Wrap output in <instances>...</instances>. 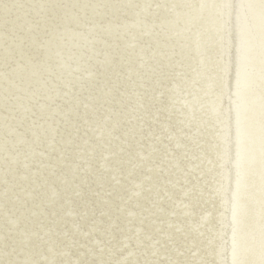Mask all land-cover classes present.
Segmentation results:
<instances>
[{"label":"rangeland","instance_id":"obj_1","mask_svg":"<svg viewBox=\"0 0 264 264\" xmlns=\"http://www.w3.org/2000/svg\"><path fill=\"white\" fill-rule=\"evenodd\" d=\"M263 85L264 0H0V264H264Z\"/></svg>","mask_w":264,"mask_h":264},{"label":"bare ground","instance_id":"obj_2","mask_svg":"<svg viewBox=\"0 0 264 264\" xmlns=\"http://www.w3.org/2000/svg\"><path fill=\"white\" fill-rule=\"evenodd\" d=\"M182 1V0H181ZM21 3V2H20ZM25 4V3H24ZM29 4H30V1H29ZM22 5V4H21ZM9 10V9H8ZM145 13H144V15H149V12L148 11H144ZM191 12V15H193L194 16V14H193V12H192V9L190 10H187V13H184L182 16H184V15H190L189 13ZM9 13V12H8ZM10 14V13H9ZM15 14V13H14ZM14 14H12V15H14ZM120 14H121V11L120 12H117L115 15H116V18L118 17V16H120ZM143 14V13H142ZM11 15V16H12ZM10 16V17H11ZM163 16H164V12L162 11L161 13H160V17H161V19L163 18ZM15 16H13V17H11V18H14ZM220 17V16H219ZM53 18V19H52ZM50 19H52V21H50ZM50 19L48 20V21H50V22H45V24H47V26H45L42 30L45 32V33H47V34H49V35H53V34H56V33H58V32H60V31H62L63 30V26H64V13H60V14H58V16H53V17H50ZM197 19V18H196ZM220 20H221V17L219 18ZM44 24V23H43ZM213 25H211V27H212ZM59 27V28H58ZM214 27V26H213ZM208 28V27H207ZM210 28V27H209ZM204 30H205V28H204ZM203 30V31H204ZM206 31V30H205ZM204 31V32H205ZM216 31V30H215ZM217 31H218V29H217ZM216 31V33H219V32H217ZM207 32V31H206ZM209 32V31H208ZM207 32V33H208ZM159 36H160V34H157V37L159 38ZM234 37V36H233ZM157 38V39H158ZM156 39V40H157ZM233 40V39H232ZM23 39L22 40H20V44L22 45V43H23ZM250 42V41H249ZM248 42V43H249ZM213 43H215V41H213ZM211 45H213L212 43H211ZM256 46H257V43L253 40V41H251L250 42V45H246V48H245V50H246V55H247V58H250L251 56H253L254 57V50L256 49ZM37 48H38V46H35V47H33L32 48V52L34 53L36 50H37ZM235 52V51H234ZM50 53H52V52H50ZM190 52L188 51V49H185L184 51H183V54H182V56L180 57L181 59H183V62H185V61H187V59H186V57L188 56V54H189ZM237 53V52H236ZM244 53H245V51H244ZM190 55V54H189ZM245 55V56H246ZM246 58V59H247ZM44 61L45 60H48V58H42ZM184 59H186V60H184ZM245 59V60H246ZM250 59H252V58H250ZM249 59V60H250ZM32 60L33 61H36V62H39V61H43V60H38L37 58H32ZM235 62V61H234ZM120 62H116V64H114V65H111V66H106V65H104L103 63H99V64H97V65H95V73L96 74H98L99 75V77H101V78H104V77H106V76H108V75H113L117 70H118V68L120 67L119 64ZM242 63V62H241ZM251 63V61H248V60H246L245 61V64H244V70H243V72L244 71H246V68L247 69H249V64ZM186 64V63H185ZM187 65V64H186ZM241 66V65H240ZM75 67V68H74ZM78 66L77 65H75V64H73L70 68H69V70H72L73 68L74 69H76ZM72 70V73H74V75L77 73V72H75V70ZM258 69H260L259 67H258ZM258 69H256L257 71H255L257 74H261L262 73V71L261 70H258ZM234 72V71H233ZM248 72V71H247ZM247 72H244L245 74L247 73ZM102 73H103V75H104V77H102L101 75H102ZM248 74V73H247ZM81 75L82 76H85L86 77V73H81ZM252 75H254V74H252ZM258 75V76H259ZM255 76V75H254ZM257 76V75H256ZM256 82H258V81H256ZM262 87H264V85L262 86ZM204 89V88H203ZM263 91V90H262ZM85 92H86V94H88L89 93V90L88 89H86L85 90ZM261 92V91H260ZM203 94H204V92H202ZM262 104V102L260 103L259 102V105H261ZM263 105H264V102H263ZM259 107V106H258ZM263 107V106H262ZM190 108V107H189ZM254 108V107H253ZM260 108H261V106H260ZM259 108V109H260ZM264 109V108H263ZM262 110V109H261ZM260 110V111H261ZM248 112V110H246V112H245V114ZM191 113V112H190ZM233 117V116H232ZM231 118V117H230ZM230 118H229V121H230ZM234 118L236 119V115L234 116ZM224 120V119H223ZM229 121H228V123H229ZM234 121H236V120H233V123H234ZM230 123H231V121H230ZM239 123V122H238ZM231 125V124H230ZM262 126H263V123H262ZM231 127V126H230ZM240 128V127H239ZM257 129H260V126L259 127H257ZM262 129V128H261ZM257 131V130H256ZM78 133V132H77ZM257 134H258V131L256 132ZM216 135V134H215ZM214 135V136H215ZM256 136V135H255ZM255 136H254V138H255ZM260 136V135H259ZM236 139H238V138H236ZM260 140V139H259ZM263 140V139H262ZM223 141V138H222V140H221V142ZM236 141V140H235ZM238 141V140H237ZM237 141H236V143H235V145H237ZM215 144V143H214ZM245 144H247L246 142H245ZM233 147V146H232ZM252 149H254L253 150V153H254V157H251V160H253L252 162L251 161H249V162H247L248 163V167H246V168H244L243 169V171H244V173L243 174H245V173H247L248 172V169L250 168V166L252 165V163H253V166H256V168L258 169V170H261V166H263V164H264V162H257L256 163V161H255V159H257L258 158V152L260 151V149H259V147H254V148H252ZM208 151V150H207ZM235 153V152H234ZM201 155V154H200ZM246 155V154H245ZM262 161H264V158H263V160ZM234 162V161H233ZM243 162V161H242ZM229 163V162H228ZM230 164V163H229ZM232 164V163H231ZM233 164H236V163H233ZM217 166V165H216ZM233 167V166H232ZM227 170V169H226ZM230 171H231V168H230ZM229 171V172H230ZM233 171H234V167H233ZM225 172H227V171H225ZM234 174H236V173H234ZM260 174H262V175H264V171H261V172H259L258 174H256L257 175V177H259V175ZM230 175V174H229ZM228 175V176H229ZM232 175V174H231ZM246 175V174H245ZM202 176V175H201ZM254 176H255V174H254ZM233 177V176H232ZM262 179H264V177L262 178V177H260V180H262ZM233 180H234V178H233ZM232 180V181H233ZM233 185H235V184H233ZM238 184L236 183V186H237ZM220 187H221V185H220ZM228 187V186H227ZM233 186H231L230 187V189L232 188ZM234 189V188H233ZM233 189H232V198H233V200H235V194H234V192H233ZM260 189V188H259ZM225 190V189H224ZM217 191L218 192H220V193H223L222 191H223V189H218L217 188ZM238 194V193H237ZM247 194L248 193H246V191H245V193H243V194H240V198H241V202L244 204V202L247 200L246 198H247ZM219 195V194H218ZM263 196V195H262ZM217 198H216V201L217 200H219L220 201V197L221 196H216ZM231 198V199H232ZM244 198V199H243ZM237 200V199H236ZM236 206V204L234 203V207ZM237 207V206H236ZM244 210H245V212L243 213V215H239V217L237 218V221H235V223H236V226L231 230V232L234 230V229H236L240 224H242V221H243V219L245 220V219H250L251 218V216L250 215H246L245 213H247V211L249 212V211H251V210H248V208H247V211H246V208H244ZM247 222V221H246ZM243 223H244V221H243ZM246 224V223H245ZM247 226H251V224H246ZM253 226V225H252ZM235 233H236V230H235ZM234 233V234H235ZM239 235H238V237H236L237 239L235 240V243L233 242V247L235 246L236 247V249H235V251L234 252H236V250H237V248H238V246L240 245V243L243 241V240H245L246 239V236H248V237H251V241L249 242V243H247V245L244 247V249L239 253V254H241L239 257H238V259H237V261H235V263L236 264H240V263H242V262H244V261H246L247 262V258H248V255L249 254H251L250 252H249V250L251 251L252 250V248L254 247V246H258V248L260 249V252H261V249H262V247H263V244H262V231L261 232H259V233H257L255 236L253 235H251V234H249V232H248V229H244L241 233H238ZM255 241H256V244H255ZM236 255H238V254H236Z\"/></svg>","mask_w":264,"mask_h":264}]
</instances>
